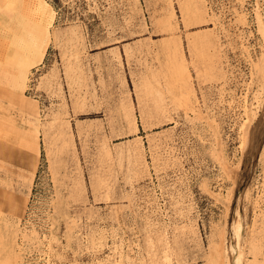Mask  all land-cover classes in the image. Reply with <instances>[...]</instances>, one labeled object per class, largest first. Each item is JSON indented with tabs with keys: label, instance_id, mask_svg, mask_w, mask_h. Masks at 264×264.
<instances>
[{
	"label": "rangeland",
	"instance_id": "obj_1",
	"mask_svg": "<svg viewBox=\"0 0 264 264\" xmlns=\"http://www.w3.org/2000/svg\"><path fill=\"white\" fill-rule=\"evenodd\" d=\"M47 1L39 60L0 0V264H264V0Z\"/></svg>",
	"mask_w": 264,
	"mask_h": 264
},
{
	"label": "bare ground",
	"instance_id": "obj_2",
	"mask_svg": "<svg viewBox=\"0 0 264 264\" xmlns=\"http://www.w3.org/2000/svg\"><path fill=\"white\" fill-rule=\"evenodd\" d=\"M28 1L29 2L27 3V7H25V9L27 11H32L34 13L35 21L37 25L35 29V33L37 35V41H38V45L36 47L37 49L31 53L35 52L39 54L40 55L39 60H42L45 57L48 42L50 39V27L54 20L55 11L52 5L47 0H28ZM27 60L26 62H28ZM240 220L237 223L238 228H237V235H236L237 236L236 252L231 256H227L226 264H241L240 260H241V255H242L241 245H242V239H243V236H242L243 230L241 231L242 223Z\"/></svg>",
	"mask_w": 264,
	"mask_h": 264
},
{
	"label": "built area",
	"instance_id": "obj_3",
	"mask_svg": "<svg viewBox=\"0 0 264 264\" xmlns=\"http://www.w3.org/2000/svg\"><path fill=\"white\" fill-rule=\"evenodd\" d=\"M46 257H47V260L44 264H50V259H49L48 255Z\"/></svg>",
	"mask_w": 264,
	"mask_h": 264
}]
</instances>
